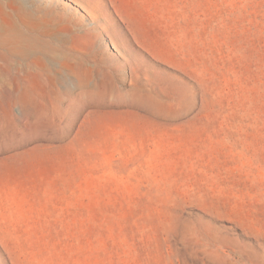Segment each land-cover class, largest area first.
Masks as SVG:
<instances>
[{
    "label": "rangeland",
    "instance_id": "1",
    "mask_svg": "<svg viewBox=\"0 0 264 264\" xmlns=\"http://www.w3.org/2000/svg\"><path fill=\"white\" fill-rule=\"evenodd\" d=\"M15 1L0 264H264V0Z\"/></svg>",
    "mask_w": 264,
    "mask_h": 264
},
{
    "label": "bare ground",
    "instance_id": "2",
    "mask_svg": "<svg viewBox=\"0 0 264 264\" xmlns=\"http://www.w3.org/2000/svg\"><path fill=\"white\" fill-rule=\"evenodd\" d=\"M7 1V6H2V3L0 4V70L9 72L14 67L13 63L11 62V58L15 57L18 54H21L22 48H20V43L23 41L24 38L21 41L20 38L23 37L22 33L16 30L18 29L16 27L17 23H14L12 20V18L14 17L12 13L19 11L20 7H15V0ZM13 24L15 25L13 26ZM4 25H7L8 29L7 27L5 28ZM13 27L15 28V31ZM15 32L17 34H21L17 35Z\"/></svg>",
    "mask_w": 264,
    "mask_h": 264
}]
</instances>
